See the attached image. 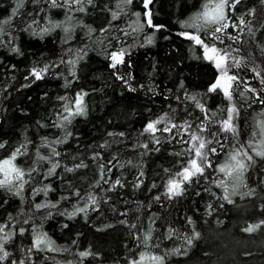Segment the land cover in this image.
Masks as SVG:
<instances>
[{
	"label": "trees",
	"instance_id": "1",
	"mask_svg": "<svg viewBox=\"0 0 264 264\" xmlns=\"http://www.w3.org/2000/svg\"><path fill=\"white\" fill-rule=\"evenodd\" d=\"M205 3L152 0V23L163 26L155 30L145 24L142 0H56L55 7L0 0V162L25 153L13 161L25 173L19 195L12 176L11 191L0 188V264H147L149 255L163 264H264V158L249 163L246 190L259 196L243 210L226 204L204 218L207 204H218L198 191L214 183L208 176L181 195L167 192L187 164L192 134L204 127L202 135L216 139L217 170L264 109V0H229L223 43L210 39V28L181 26ZM185 31L238 59L232 98L240 135L218 129L230 100L209 91L219 70ZM120 50L124 62L112 67L111 53ZM45 66L40 79L32 75ZM78 94L84 114L68 117L65 106L75 112ZM157 120L154 134L144 131ZM78 208L86 211L70 216ZM256 220L258 230L246 232ZM37 234L55 247L36 249Z\"/></svg>",
	"mask_w": 264,
	"mask_h": 264
},
{
	"label": "snow or ice",
	"instance_id": "2",
	"mask_svg": "<svg viewBox=\"0 0 264 264\" xmlns=\"http://www.w3.org/2000/svg\"><path fill=\"white\" fill-rule=\"evenodd\" d=\"M72 0H69V3H71ZM75 2H79V0H75ZM92 0H88V3H91ZM143 6L145 9L144 18H145V24L150 27L154 28L155 30H159L161 25H154L152 23V13L150 10V5L152 4V0H142ZM238 2V0H237ZM126 3H131V0H126ZM52 5L55 7L57 6L56 0H52ZM234 7V5H232ZM226 7L229 6V0H207V3L203 5V11L198 12L195 14L194 17L191 18L189 22H183L181 26L185 29H196L198 32L207 28H210L211 31L208 33V36L212 41H219L220 43H223V40L221 36L219 35L222 33L226 28H228L230 25L228 24L227 20V13H226ZM83 10V9H80ZM115 15V14H113ZM139 15V14H137ZM60 25H53V27H59ZM214 26V27H213ZM142 30V29H141ZM47 31V29L45 30ZM181 35H183L186 39L193 41L196 45H199L204 50V58L209 61L215 62V67L219 70L220 74L215 80L214 83H212L209 87L210 92H216L217 90H220L223 92L224 96L228 99H232V89L233 84L237 83L238 86V78L236 75H230L229 69L233 66L232 63H229L230 59V53L226 50H222L216 47L215 43H212L211 45L209 43H206L205 40L201 37V35L198 34H190L189 32L185 31L182 32ZM149 43H151V38H149ZM125 55V52L123 50H120L119 52H112L111 53V60L113 61L112 67H116L117 64L123 63V56ZM72 63H75L73 61ZM239 62H235V66H238ZM48 68H42L40 70L33 69L32 75H34L37 79L41 78L42 72H47ZM195 99V98H194ZM200 106V105H198ZM202 108V106H200ZM203 110V109H202ZM65 111L68 113V117L74 116V115H83L84 114V107L82 104V99L79 97L75 100V112L73 111L72 107L66 105ZM236 109L234 107L228 108V116L227 119L223 121L222 123V130L225 132H236V128L233 124V118L234 113ZM68 117H65V119H68ZM162 123V120H157L155 122H150L146 128L144 129L145 132H151L155 133L157 131L156 125ZM178 127L175 124H172L171 126H166L162 129L164 132H171L173 128ZM257 127L260 129V133L264 134V120L260 121ZM191 129V125L188 126V129L185 131H188ZM201 131H203V128H201ZM191 141L195 142L189 149V153H194L192 158L187 161L186 166H184L176 175L180 176V180L170 179L168 181V191L170 194L179 195L183 190V184L185 182H191L193 176H203L206 168H211L212 163L209 160L208 156L209 153H216V148H208L207 145L211 143V141H206L203 137L192 134L191 135ZM159 142V141H157ZM187 143V141H185ZM0 147H3V144H0ZM205 149H207L205 151ZM54 155H59V153H55V150H53ZM25 153L21 152L20 149H17L15 152L12 153L11 157L8 159L3 160L0 162V173L4 175V179L0 180V188H6L9 191H11L13 186V179H10L9 177L12 176L16 181H20L21 183L18 185V190L16 191V195H19V190L23 189L25 181L24 178V171L20 168H17L13 165V161L16 159L17 155H23ZM258 156L264 157V150L257 153ZM238 157H242L238 159ZM243 157H246L248 161H252V157L247 155L246 152L243 151V149H239L235 154H232L230 156V159L227 163L222 165L219 169L220 172L227 175L233 182V191L229 193L227 186L224 184L223 181H220L219 186L224 187L225 195L224 199L227 200L229 203H231L230 196L235 194V189L242 183V178L244 171L247 168V165L244 162ZM58 167L57 164H53L52 171L55 170V168ZM67 171H72V169H67ZM119 183V181H117ZM77 195H79L77 193ZM92 199V202L95 203V199L90 197ZM43 207V205H37V208ZM86 208H78L76 211L70 213V216H75L78 212H85ZM264 223V222H262ZM256 226H250L246 229V231H253ZM3 229L0 228V231ZM198 236V234H196ZM150 237H145V241H147ZM188 243L191 244L192 240L189 239ZM33 246L36 249H41L43 247H51L52 241L47 238L44 234H37L34 241ZM0 250H2V245H0ZM81 256H86L88 253H81ZM4 256H7V253H4ZM143 259V254H142ZM154 261L157 262V264H163V258L160 256H154L152 257Z\"/></svg>",
	"mask_w": 264,
	"mask_h": 264
},
{
	"label": "rangeland",
	"instance_id": "3",
	"mask_svg": "<svg viewBox=\"0 0 264 264\" xmlns=\"http://www.w3.org/2000/svg\"><path fill=\"white\" fill-rule=\"evenodd\" d=\"M216 47L219 48V46H216ZM219 49H221V48H219ZM229 53L231 54V52H229ZM124 59H125V57L123 56V61H124ZM235 62H239V61H238V59L235 58L234 55L231 54L230 55V59H229V63H232L233 66L229 69V74L230 75H236L237 78H238V82H239L240 81V77L237 74L239 66H235ZM121 64L122 63L117 64L116 66L121 65ZM45 67L48 68V66H45ZM45 67L37 68V70H40V69L45 68ZM46 73L47 72H42L41 75L46 74ZM219 74H220V72H219ZM236 88H237V83H234L233 84V89H232V95H233L234 89H236ZM255 97L259 99L260 93L258 94L256 92ZM232 107H234L236 109V111L234 113V118H233V124H234V126L236 128V132L235 133L227 132V133H232V134L238 136V134L240 135L241 132H240V129H239V122H237V120H236L237 118L236 117H237V115H238V113L240 111V105H238L237 102H234L233 98L230 100V104H229L228 108H232ZM262 117H264V109H261L257 114L254 115V117H253L254 122L250 126L248 133L245 135V138H246L245 140H247V142L242 143L241 139L238 138L239 140H237V142L235 144L236 147L231 146V147H229L226 150V152H225L226 156L220 161V163L216 167L217 170H215V168H214V171H213V168L212 169L211 168H206L203 176H193L191 182H185L183 184V190H182V192L179 195H181V194H183L185 192L186 185H188L190 183H194L195 180H197V179H200L202 177L206 178L208 176L209 179H212V181H214V183L213 182H211V183H202L199 186V188H198V191H202V192L207 193L208 195L212 196L218 203L215 208L213 207L212 204H207V207H206L205 211H203L204 218H206V219L210 218V216H212L213 214H215L217 212L216 209L220 210L226 204L227 205H233L234 209H237V211L243 210L249 205V201L250 200L254 199L255 196H259L258 194H256V195L255 194H251V192H252L251 190L252 189L246 190L247 184H245L246 183L245 174H246V172L248 170L249 163H253L254 159L256 157L264 158V157H261V156L257 155L258 152L264 150V134H261L260 133V129L257 127L259 122L264 120V119H262ZM224 120H222L220 122V124H218V129L222 130V123H223ZM201 128H203V130L205 129L204 127H201ZM215 128H217V127H215ZM195 131H197V130H195ZM186 132L189 133V130L186 131ZM196 134L201 136V137H203L206 141H211V143L207 145L208 148H213V147L216 148V145H215L216 139L215 138L209 140L208 138H206V136L202 135V131H200V132L198 131V133H196ZM194 143L195 142L190 140L189 148ZM241 148L243 149L244 152L247 153V155L252 157V161H248L246 159V157H243L244 162L247 165V168L244 171L243 178H242V183L235 189V194L230 196V199H231L232 202L229 203L227 200H225L223 198L224 195H225L224 187L219 186V183H220V181H223L224 184L227 186L229 193H231L233 191V182L227 175H225L224 173L220 172L219 169H220V167L222 165H224L225 163H227L229 161L230 156L232 154H235ZM206 150L207 149H205V151ZM193 155H194V153H189V151H188V153H187V157L189 158L188 160H190ZM214 155H211V153H209L208 158H209L210 161H211V159L212 160L214 159V158H212V156H214ZM240 158H242V157H238V159H240ZM174 179L175 180H180L181 177L177 175ZM167 192H168V194H170L169 191H168V186H167ZM170 195L171 196H177L175 194H170ZM258 221L259 220H256V223L247 224L246 228H248L250 226H256V225L260 226L261 223L258 222ZM215 225H218V221H215ZM259 226L255 227L254 230L251 231V232H254V231L258 230ZM246 232H249V231H246ZM212 233L213 234H219V233H227V232H224V230L219 231L218 229H216ZM0 235H2V234H0ZM195 236H196V232L194 231L193 238ZM193 238H191L192 242H193ZM238 240L239 239H235V242H234L235 245H241V241H238ZM186 244H189L188 240H186ZM0 245H1V242H0ZM192 245L193 244H191V247H192ZM51 247H55V245H52ZM2 250H3V248H2ZM151 256H153V255L146 256L144 258V263H147V264H155V263H157L156 261H150V258L148 259V257H151ZM131 264H133V263H131ZM217 264H223V263L218 262Z\"/></svg>",
	"mask_w": 264,
	"mask_h": 264
},
{
	"label": "bare ground",
	"instance_id": "4",
	"mask_svg": "<svg viewBox=\"0 0 264 264\" xmlns=\"http://www.w3.org/2000/svg\"><path fill=\"white\" fill-rule=\"evenodd\" d=\"M253 12V11H252ZM243 195V194H242Z\"/></svg>",
	"mask_w": 264,
	"mask_h": 264
},
{
	"label": "water",
	"instance_id": "5",
	"mask_svg": "<svg viewBox=\"0 0 264 264\" xmlns=\"http://www.w3.org/2000/svg\"><path fill=\"white\" fill-rule=\"evenodd\" d=\"M219 76V75H218Z\"/></svg>",
	"mask_w": 264,
	"mask_h": 264
}]
</instances>
